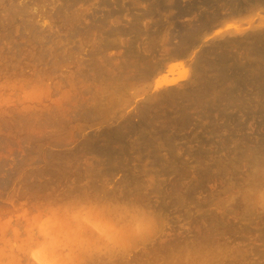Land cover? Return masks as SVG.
Returning <instances> with one entry per match:
<instances>
[{
    "label": "rangeland",
    "instance_id": "rangeland-1",
    "mask_svg": "<svg viewBox=\"0 0 264 264\" xmlns=\"http://www.w3.org/2000/svg\"><path fill=\"white\" fill-rule=\"evenodd\" d=\"M0 264H264V0H0Z\"/></svg>",
    "mask_w": 264,
    "mask_h": 264
}]
</instances>
